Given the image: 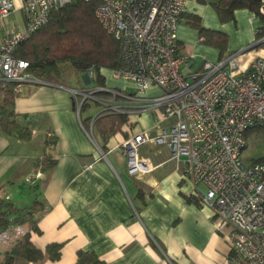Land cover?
<instances>
[{"label":"crops","instance_id":"1","mask_svg":"<svg viewBox=\"0 0 264 264\" xmlns=\"http://www.w3.org/2000/svg\"><path fill=\"white\" fill-rule=\"evenodd\" d=\"M12 1L14 9L0 20V42L25 26L22 0ZM187 14L198 15L205 28L228 35L222 57L240 52V70L264 55V41L260 42L264 21L253 12L237 9L233 20L221 22L210 4L187 0L183 22L176 30L187 56L184 72L201 70L205 62L222 58L218 48L199 40L197 30L185 22ZM100 73L105 88L126 91L133 87L127 80L114 78L109 69L101 68ZM80 74L85 84H91ZM40 80L15 88V120L30 131V138L0 134V197L25 208L38 202V231L30 222L19 226L43 251L37 260L15 255L11 264H74L79 250L93 252L105 264H235L230 261L231 227L217 221L211 208L191 196L192 185L182 178V168L170 159L168 148L154 146L149 161L155 168L130 175L119 148L127 133L120 128L103 143L95 127L88 133L95 113L81 109L78 114L80 98L68 91L72 87ZM158 93L156 87L147 90V95ZM2 100L0 91V104ZM146 117L143 113L129 119L138 124ZM153 122L134 130L149 129ZM44 158L54 164L42 165ZM36 172L40 177L34 180ZM51 243L60 244L58 259H50L45 251ZM12 245L0 246V264L6 263L5 253Z\"/></svg>","mask_w":264,"mask_h":264},{"label":"built area","instance_id":"2","mask_svg":"<svg viewBox=\"0 0 264 264\" xmlns=\"http://www.w3.org/2000/svg\"><path fill=\"white\" fill-rule=\"evenodd\" d=\"M73 0H22L23 29L0 42V81L34 84L41 80L28 71V62L15 55L20 43L44 25L50 14ZM90 1V0H84ZM94 14L118 40L123 67L110 70L114 78L133 84L130 91L96 86L68 88L80 110L91 99L105 113H124L127 133L119 145L132 176L155 166L141 157L146 143L165 146L182 178L192 185L191 196L213 210L217 221L231 227L230 261L264 264V162L245 163V133L264 126V55L247 69H239V54L205 62L201 70L184 72L187 56L181 50L177 27L183 22L187 0H97ZM14 9L12 0H0V20ZM264 13V2L260 4ZM264 41V37L260 42ZM92 83L94 72H86ZM150 87L158 94L147 95ZM102 92L107 93L102 94ZM153 115L149 129L134 130L130 116ZM40 173L36 172V180ZM29 180L33 183L34 180ZM26 232L18 224L0 230V246L14 244Z\"/></svg>","mask_w":264,"mask_h":264},{"label":"trees","instance_id":"3","mask_svg":"<svg viewBox=\"0 0 264 264\" xmlns=\"http://www.w3.org/2000/svg\"><path fill=\"white\" fill-rule=\"evenodd\" d=\"M210 4L216 11L221 22L234 19L237 9H247L264 21V13L260 12V4L264 0H198ZM97 0H73L63 7L53 11L48 21L33 31L18 46L15 55L28 62V71L37 78L47 81L56 80L61 67L69 63L78 73H84L89 68L93 69L95 85L103 86L104 77L100 73L101 68L115 70L123 67L120 55L119 42L108 33L97 20L94 9ZM183 15V14H182ZM189 26L197 30L199 40L218 48L222 57L226 51L228 35L219 30L205 28L201 19L196 14H187L186 21ZM264 34V27L260 29ZM16 83L0 81V91L3 100L0 104V134L15 133L21 139L30 138V131L21 127L15 120L14 97L16 95ZM102 94H107L102 92ZM128 121V115L124 113H105L99 115L93 123L98 130L103 143L108 137L120 130L121 126ZM264 131V126H255L245 133L246 146L250 137L249 131ZM104 146L102 145V149ZM244 148V149H245ZM42 165L51 167L54 160ZM264 162V154L249 157L246 163L253 164ZM37 201H33L28 208L18 207L12 202L0 197V230L10 224H23L30 222L33 229L35 226V213ZM45 251L50 259L55 260L60 255V244L51 243ZM22 256L28 260H37L43 257V251L35 247L29 241V233H25L17 239L12 248L5 253V264H11L13 256ZM74 264H105L93 252L79 250Z\"/></svg>","mask_w":264,"mask_h":264},{"label":"rangeland","instance_id":"4","mask_svg":"<svg viewBox=\"0 0 264 264\" xmlns=\"http://www.w3.org/2000/svg\"><path fill=\"white\" fill-rule=\"evenodd\" d=\"M107 73L109 74L110 72L108 71ZM108 78H111V77H108ZM94 80L95 79L93 77V81H92L93 83L85 84L82 77H81V74L78 73L69 63H65L61 67V70H60L58 76L56 77V81H58L62 86L79 88V89H86V90H89V89L97 86V85H95ZM112 82L113 83H116V82L120 83L122 81L112 79ZM119 88H121V86H119ZM123 89H125V88H123ZM130 90H131V88H126V91H130ZM77 97L80 98V95H77ZM100 109H101V107L99 105V102L92 101L91 99H89L86 102V104L83 106L82 112H85L88 110V111L94 112L96 114L97 112H99ZM145 113H147L146 120L144 122H142L141 120H138L139 123L138 124L134 123L133 125H131V128H133V129L135 127L136 128L137 127L144 128L145 126L150 125L154 121L153 115L150 112H145ZM249 132H250V137H249V141H248V146L243 151V160L245 161V163L249 157L256 156L259 154H264V131L258 132V131L252 130ZM154 146H157V145L149 142V143L142 145L140 148L141 157L146 159L148 162H150L149 160H151V159L153 160ZM2 198H4V197H2ZM4 199L7 200L6 198H4Z\"/></svg>","mask_w":264,"mask_h":264},{"label":"water","instance_id":"5","mask_svg":"<svg viewBox=\"0 0 264 264\" xmlns=\"http://www.w3.org/2000/svg\"><path fill=\"white\" fill-rule=\"evenodd\" d=\"M82 76L84 77V76H87V74L84 72L83 74H82Z\"/></svg>","mask_w":264,"mask_h":264}]
</instances>
